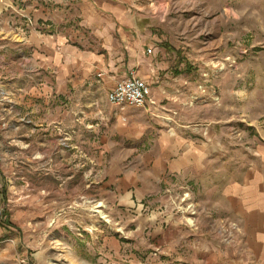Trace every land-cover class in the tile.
Instances as JSON below:
<instances>
[{
    "label": "rangeland",
    "instance_id": "rangeland-1",
    "mask_svg": "<svg viewBox=\"0 0 264 264\" xmlns=\"http://www.w3.org/2000/svg\"><path fill=\"white\" fill-rule=\"evenodd\" d=\"M128 3L145 21L140 30L176 52L168 81L185 62L190 83H201L204 94L210 85L203 99L215 148L210 167L223 170L225 181L238 180L264 143V0ZM14 52L0 41V264H233L248 254L238 250L243 238L217 219L212 202L182 199L178 186L191 191L190 183L175 188L169 181L153 207L115 201L108 184L130 159L113 157L135 140L120 133L113 154H100L94 149L100 140L66 135L65 97L40 90L46 75L33 70L32 52ZM199 97L183 106L193 109ZM233 239L241 244L233 246Z\"/></svg>",
    "mask_w": 264,
    "mask_h": 264
},
{
    "label": "crops",
    "instance_id": "crops-1",
    "mask_svg": "<svg viewBox=\"0 0 264 264\" xmlns=\"http://www.w3.org/2000/svg\"><path fill=\"white\" fill-rule=\"evenodd\" d=\"M24 1L0 0V41L20 56L32 52L33 70L46 75L40 90L50 89L54 99L65 97V134L82 142L100 140L94 144L100 154H113L120 133L135 140L113 157L130 159L122 165V177L108 184L115 201L127 208L143 202L153 207L155 197L173 184L169 181L175 187L190 183L194 202H212L217 219L243 238L246 246L238 250L248 254L233 264H264V143L257 144L255 160L238 180L225 181L223 170L210 167L215 148L210 146V112L203 104L210 85L201 86L207 95L201 83H190L183 74L185 62L168 81L176 52L163 50L140 30L145 21L135 19L128 0ZM132 76L153 87L155 106L119 109L107 101L113 84ZM189 96H200L193 109L183 106ZM165 123L169 130L155 126Z\"/></svg>",
    "mask_w": 264,
    "mask_h": 264
},
{
    "label": "built area",
    "instance_id": "built-area-1",
    "mask_svg": "<svg viewBox=\"0 0 264 264\" xmlns=\"http://www.w3.org/2000/svg\"><path fill=\"white\" fill-rule=\"evenodd\" d=\"M42 1L50 3L53 0ZM54 2H57V0H54ZM149 52H151V50ZM107 101L119 109H125L126 107L143 109L148 106L156 105L151 86L137 76H132L118 82L115 88L108 93ZM177 190L180 196L183 197V200H192L191 191H189L187 186L180 187ZM191 207H193V205Z\"/></svg>",
    "mask_w": 264,
    "mask_h": 264
},
{
    "label": "bare ground",
    "instance_id": "bare-ground-1",
    "mask_svg": "<svg viewBox=\"0 0 264 264\" xmlns=\"http://www.w3.org/2000/svg\"><path fill=\"white\" fill-rule=\"evenodd\" d=\"M97 208H98V207H97ZM97 212H98V213H100L102 217H105V215H104L103 211H101V210H98Z\"/></svg>",
    "mask_w": 264,
    "mask_h": 264
}]
</instances>
